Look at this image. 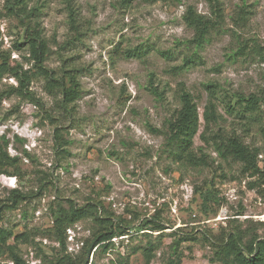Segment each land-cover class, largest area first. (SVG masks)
Masks as SVG:
<instances>
[{"label":"rangeland","instance_id":"1","mask_svg":"<svg viewBox=\"0 0 264 264\" xmlns=\"http://www.w3.org/2000/svg\"><path fill=\"white\" fill-rule=\"evenodd\" d=\"M26 2L29 14L23 20L0 0L3 54L9 55L11 67L22 63L32 76L31 98L12 92L18 81L11 74L0 79V136L4 133L9 141L8 153L19 157L18 176L0 174V200L15 187L29 194L42 191L4 212L5 227L33 235L29 244L19 247L29 264L59 253L77 256L90 236L91 221L78 222L68 231L63 252L60 243L45 234L58 195L78 204L93 196L107 212L134 225L161 220L167 226L161 234L142 230L115 238V247L91 255L93 264H145L141 247L149 240L158 245L152 264H168L174 238L170 233L176 230L217 235L239 228L264 237L263 181L244 175L239 163L221 159L200 137L209 97L206 85L213 83L219 95V124L261 149L259 164L264 166V105L252 119L238 118L225 106H238L239 93L264 94V0H219L220 18L208 0H73L78 32L71 27L64 0ZM243 4L248 12L240 19ZM190 5L217 24L199 58L179 68L193 53L186 41L194 30L183 18ZM27 23L39 28L48 43L45 66L59 76L67 70L80 82L81 96L68 107L61 105L58 89L48 88L47 79L29 60L27 46L21 45ZM148 47L142 57L127 56L129 50ZM158 50H171L174 56L167 59ZM152 77L162 98L148 89ZM181 84L197 103L201 128L195 147L204 146L212 158L210 167L181 166L166 151L165 137L155 131L164 129L166 119L181 107ZM58 142L65 144L66 152ZM207 188L220 200L205 211L201 193ZM181 247L183 264H221L211 261L213 250L204 240ZM7 257L0 259L9 261Z\"/></svg>","mask_w":264,"mask_h":264},{"label":"trees","instance_id":"2","mask_svg":"<svg viewBox=\"0 0 264 264\" xmlns=\"http://www.w3.org/2000/svg\"><path fill=\"white\" fill-rule=\"evenodd\" d=\"M69 13V21L71 27L78 32L79 25L78 9L75 7L73 0H64ZM213 6V13L216 18L222 15V7L219 0H208ZM130 3L131 0H123ZM26 0H6V8L9 13L14 16L23 17L25 20L29 13L26 12ZM244 4L240 9V19H245L246 13ZM27 14V15H26ZM243 14V15H241ZM25 17V18H24ZM186 24L194 30L192 39L186 41L188 48L193 49L192 55L186 57L184 64L179 68H184L194 63L199 58V50L203 49L209 40L211 30L217 24V20L213 21L206 14L199 13L197 9L190 5L187 7L184 16ZM25 35L23 43L27 46L30 54L29 60L33 66L37 68L38 73L43 75L48 81V88L58 89L61 93V105L68 107L75 103L81 96L82 90L80 82L75 75L67 70L59 76L54 70L45 66L49 46L45 37L41 34V30L31 23L25 25ZM2 33L0 30V79L4 74H11L18 81V85L12 88V92L19 96L31 98L30 85L32 81L31 69H25L22 63H17L14 67L10 66L7 61L9 55L3 54L1 49ZM20 45V46H21ZM151 47L145 50H129L127 56L142 57L149 52ZM159 54L167 59H171L174 55L171 50H158ZM176 68V67H175ZM153 77L150 79L148 89L156 96L162 98L163 91L154 84ZM209 90L208 102L204 111V129L200 134L201 139L206 147H211L221 159L225 161L237 162L242 167V173L249 177H255L264 183V166L259 164V155L261 149L252 147L247 144L236 132H230L223 129L219 124L220 115L218 113L216 101L219 99L217 87L213 83L206 85ZM239 99L237 104L232 102H224L226 110L240 118H247L254 115L264 105V94L262 96L250 94L248 97L243 94H237ZM179 99L181 107L170 118L166 119L164 129H155L165 137L166 151L172 156L175 162L185 168H202L210 167L212 158L210 159L208 152L204 146L195 147L194 138L201 128V119L199 109L193 94L181 84L179 89ZM9 141L4 133L0 136V174L9 176H18V156H11L8 153ZM61 151L66 152L65 144L58 142ZM253 187L254 183H249ZM41 189L36 193H27L23 189L15 187L9 189L8 196L0 200V257L7 254L8 260H13L15 264H29L19 251L21 245H27L33 240L30 231L15 233L13 229L3 225L4 212L7 209L15 210L30 198L40 196ZM202 206L205 211L214 204L219 203V197L216 192L207 188L201 193ZM50 206L51 224L44 230L45 234L54 241L60 243L64 252L67 242L68 229L83 220L91 221V233L82 244L80 252L77 256L69 253H59L47 260L44 259L39 264H90V257L98 249L106 252L115 247V238L124 239V236L131 237L133 232L149 230L144 232L153 234L155 231L165 232L167 226L161 220H145L140 225H134L127 218L114 216L107 212L100 199L90 196L85 203L78 204L71 199H64L57 196ZM241 214V213H239ZM236 219V218H232ZM180 230L172 231L173 241L170 244V257L168 264H183L184 251L182 244L187 242H196L204 240L213 250L211 261L220 262L221 264H264V237L250 231H241L239 228L225 229L220 234H206L195 232L179 233ZM200 234V235H199ZM124 237V238H122ZM158 245H154L152 241H148L145 247H141L145 256V264H152L155 256V250ZM6 260L0 259V264ZM93 264V262L91 263Z\"/></svg>","mask_w":264,"mask_h":264},{"label":"built area","instance_id":"3","mask_svg":"<svg viewBox=\"0 0 264 264\" xmlns=\"http://www.w3.org/2000/svg\"><path fill=\"white\" fill-rule=\"evenodd\" d=\"M69 232H72V229L69 228L68 229ZM69 238L72 239L73 237L71 235H69ZM3 263H8V264H15V262L13 260H9V261H4Z\"/></svg>","mask_w":264,"mask_h":264}]
</instances>
